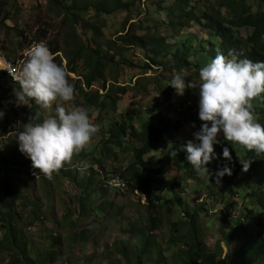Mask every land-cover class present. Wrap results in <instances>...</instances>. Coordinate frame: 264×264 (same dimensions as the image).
Listing matches in <instances>:
<instances>
[{
  "label": "trees",
  "instance_id": "trees-1",
  "mask_svg": "<svg viewBox=\"0 0 264 264\" xmlns=\"http://www.w3.org/2000/svg\"><path fill=\"white\" fill-rule=\"evenodd\" d=\"M160 1L150 0L147 12H143V10L137 11L138 17H145L144 22H137L132 25V29H135L137 34L123 36L119 42L111 41L104 45L100 42L101 31H103L100 27L110 28L109 20H106V18L120 14L134 15L136 7L138 4H142L143 0H130L129 2L125 0H93L92 2L73 0L71 5L66 1L62 3L61 0H49L52 8L64 12L67 16L63 24L68 25L71 22L72 27L76 30L74 38L71 36L68 40L70 48H74V51L76 50L70 55L66 54L69 61L68 79L71 81L70 74L82 78V76H79V65L83 62L86 63V66L92 68V73L85 77L86 81L75 88V93L79 91L84 96L85 100L81 106L86 109L95 108L102 111L105 108H110L112 112L119 113L120 118L123 115L120 121L110 125L109 137L104 142V152L106 155L115 158V160H118L119 156L127 151L132 153L134 162L124 173L129 183L127 191L132 194L136 192L142 193L147 203H149L148 235L143 236L136 249H133L131 239L117 241L115 243L116 260L112 264H148L155 252L158 251L160 253L158 264H166L164 261H160L162 260L161 255L163 252L160 251L156 242L157 236L155 234L159 229V211L156 209L159 202L158 195L166 191L177 193V188L182 186L177 180L168 178V167L171 164L185 171L187 179L195 182V185L205 183V179L194 170L190 163L186 164L185 168L183 167L184 163L182 164L181 157L184 156V160H187L186 152L177 155L180 157L181 163L178 158H172L168 161H162L163 165L161 167H153L146 159L153 148L162 142L163 139L164 144H170L173 148L179 149V144H184V142L178 141L173 134L179 132L186 122L190 123L191 119H194L195 122L198 119V103L194 101V98H197L195 93L197 89H186L182 95V100L176 104H169L165 111L161 112V107L153 106L149 110L153 113L151 120L145 121L139 128L133 124L132 117L126 116L117 107V103L122 102V97L126 92L125 88L117 87L120 84L119 76L122 72L120 66H136L137 63L134 61L139 60L138 55L141 52L143 58L141 61L144 62L145 66L143 69L146 72L142 75H147L149 72L157 73V75L144 82L140 80L137 89L144 88L147 91L146 84L154 81L156 83L154 91L162 95L163 89L168 90V93L177 94L176 90L169 86L171 79L169 76L172 77L174 71L183 70L186 80L198 82L200 68L214 58L217 52H222L225 56L229 52H234L239 59L246 58L253 62L264 61V0H177L176 3L171 5H168L167 2L160 3ZM211 6H213L212 10H210ZM256 7L257 9L254 10ZM0 11L1 13L3 12L2 9ZM94 14H96L95 18L99 22L102 21L101 26H99V22L90 21H87L90 25L85 27L80 24L79 16L91 20L90 15ZM152 14L158 16L159 19H153ZM10 19L11 13L7 11L3 15L2 22L6 31L14 30L5 25V22ZM128 19L126 26L130 23ZM147 24H150V26H147ZM158 27H164L165 29L170 27L173 33L177 35H173L171 39L175 44L164 36L159 38ZM126 30L125 27V33ZM248 31H250V34L247 37L242 36ZM93 32L96 33L93 40H84L81 35L82 33L87 36ZM141 32L146 34L140 36L139 33ZM199 34H202L203 37L200 38ZM16 37L20 40L18 47L23 51L28 46L27 35L17 31ZM47 37L48 31H45L39 34L35 42H46ZM46 44L50 51L55 54L54 56L61 54L62 50L60 47L53 48L55 46L52 43L47 42ZM248 48L249 51L247 52ZM3 50L7 52L6 47H3ZM8 57L13 59L10 54H8ZM128 57L133 58V60L129 61ZM56 62L58 63V61ZM60 65H62L61 62ZM153 66L157 70L152 69ZM2 74L6 76V73ZM109 76V81L116 89L117 99L110 101L107 95L100 96L99 92L95 93L96 96H91L90 90L95 83L100 84L102 92L108 93L106 86ZM8 82L11 84V88L19 89V85L16 83L11 80ZM100 97H105V99L101 101ZM252 103L256 119L264 125V98H255ZM173 106L175 107L174 109H172ZM22 111L29 116L28 124L33 122L35 115L28 109H23ZM155 111L159 113H155ZM12 115L17 116V113ZM174 115H176L175 124L169 119V117ZM8 118L6 116L0 118V127L3 128L4 135L8 128L7 125L10 124ZM103 118V115L100 116V121H106ZM181 118L184 119L180 120ZM42 120L40 118L38 122ZM179 127L181 128L179 129ZM170 137L172 139L168 140ZM217 146L221 148L220 151H216L218 158L213 159L207 165L209 171V174L206 173L207 178H209L207 197L212 202L221 201V205L227 201L226 209L233 208L234 210L239 207L242 210V214L245 215L244 221L236 216L231 218L225 216L222 218V221L226 223L227 232L224 233L221 240L224 241L226 247H230L231 243L235 242L238 247L237 251L233 257L227 254L222 260L224 252L220 245L213 249L207 247L205 243L207 228L213 224L210 221L203 227L202 223L204 221L200 223V216L203 213L206 216L210 214L207 203L203 202L193 209L187 207L185 219L182 220V223H172L174 227L172 231L175 236L172 237L170 246L172 249H176L174 260L176 258L178 264H264V241L262 240V242L257 238L264 236V172H262L264 171V154L256 155L254 152H248L238 144L231 145L226 141L223 145ZM223 146L229 147L232 153L231 162L223 158ZM115 150H119L120 154L115 153ZM26 159L24 163H20L18 160L15 161L13 166L18 168V166L24 164L34 171L30 159ZM240 159L252 161L247 172L242 170ZM8 161L5 159V165L0 168V172H7L4 178L7 179L2 180L1 188L8 209L7 216L3 219L0 218V232L4 233L3 238L0 239V247L5 252L14 250L16 253L8 264H30L33 261L29 259L31 257L29 256L30 253H28L24 237L19 228L13 223V216L17 212H15V207L18 197H16L17 194L8 177ZM94 161L96 164L103 165L101 159L95 158ZM225 166L231 169L232 174L224 175L217 183L216 173ZM99 172L92 166L88 169V177L83 178L82 188L86 190L84 193L85 197L82 199L83 203H91L90 198H93L94 195L102 197L109 191L104 181V186L100 190L96 189V192L87 195L93 189L91 188L92 185L97 180L103 179ZM60 173L63 178L73 179L74 177L71 171L67 172L60 169ZM61 174L58 175L56 173L58 178H60ZM30 176L35 179L34 174H30ZM108 176L109 174H106L104 177L108 178ZM238 178L240 179V185H235V180ZM192 181H189L188 184H192ZM110 192L114 191H109L108 193ZM116 193L122 192L118 191ZM233 197L239 198L240 203H234ZM161 202L162 200L159 203ZM166 203L170 204V200H167ZM35 206L34 212L37 216L38 213L42 212V209L39 205ZM88 206L92 207V204H88ZM97 213H99L98 210ZM251 221L254 222V226L258 231L257 234H260L259 236L249 231V227L253 226ZM248 223L249 225H247ZM182 231H186V233L182 234ZM89 233L85 229L81 230L79 237L89 236ZM245 235H248L247 238ZM54 240L58 246L63 243L60 237H56ZM50 256L51 260H54L56 254L52 252ZM117 259H122V262H117Z\"/></svg>",
  "mask_w": 264,
  "mask_h": 264
},
{
  "label": "rangeland",
  "instance_id": "rangeland-1",
  "mask_svg": "<svg viewBox=\"0 0 264 264\" xmlns=\"http://www.w3.org/2000/svg\"><path fill=\"white\" fill-rule=\"evenodd\" d=\"M67 2L72 4L73 0H61L62 3ZM87 2L93 0H85ZM129 2L130 0H125ZM167 2L168 5L174 4L177 0H161L160 3ZM150 0H143L142 4H138L135 9L134 15L124 14L113 17H107L109 20L110 28L101 26L102 21L99 22L96 14L90 15L91 20H87L82 16H79L80 24L90 25L89 22H99L101 31V43L105 45L107 42H119L121 37L130 34H137L135 29H132V25L137 22H144L145 17H138L137 11L143 10L147 12L149 8ZM200 8V7H199ZM0 57L12 55L16 61L20 60V64L23 65L25 58H20L22 54L28 50L32 44L36 43V38L39 34L48 31V37L45 43H52L53 48H61V54L55 56V61L62 63V66L68 73L69 61L66 54L74 53V48H70L69 39L72 36L74 38L76 30L72 27L70 22L68 25H64L63 21L67 19L64 12L55 10L52 8L49 0H0ZM202 9V8H201ZM7 11L11 13V19L5 22V25L13 28L12 31H6L3 26V15ZM129 18V19H128ZM152 18L159 19L158 16L152 14ZM127 19L130 21L127 24ZM150 26V24H147ZM83 27V26H81ZM126 27V33H125ZM158 37L164 36L168 39H172L173 30L168 27L159 28ZM25 33L28 38V46L22 50L19 49L18 43L20 40L16 37V32ZM145 32L139 33V35H145ZM248 33L243 34L246 36ZM84 40H93L96 33L93 32L87 36L83 35ZM177 36V35H176ZM175 36V37H176ZM199 37H203L199 34ZM172 41V40H171ZM174 44L175 42L172 41ZM27 45V44H26ZM3 47L7 48V52H4ZM140 52V51H139ZM55 55V54H54ZM139 60H135L137 63L134 67H127L126 65L120 66L121 75L119 76L120 84L117 87L125 88L126 92L122 97V102L117 103V107L120 111L124 112L127 116L133 118V124L136 127H141L142 123L147 120H151V113L149 110L153 106L161 107V112L165 111L169 104H176L182 100L181 95L168 93V90L162 91V95L154 91L156 83L150 81L147 85V91L144 88L137 89L139 81L142 82L150 80L157 73L149 72L147 75L144 71V62L141 52L138 55ZM129 58V57H128ZM133 58H129V61ZM5 61H8L5 57ZM22 67H20L21 69ZM152 69L157 70L156 67ZM5 68L0 65V109L4 113V117H9L10 124L7 125L6 134H3V128L0 127V168L5 163V159L9 160L8 165V177L12 182L13 189L18 197L16 200V207L13 216L14 225L19 228L20 232L26 242L28 253H30L29 259H32L33 263L30 264H112L116 260L117 251L115 249V243L123 239H131L133 249L138 247L144 235H148L149 231V203L142 193H130L128 191L122 193L110 192L105 193L102 197L93 196L90 198L91 203H83L82 199L85 189L82 188V180L84 177H88V169L92 166L96 171H100L102 178L106 174L113 175L111 173H125V170L134 162L131 152H125L120 155L118 160H115L112 156L106 155L104 142L109 137L110 125L120 121L119 113L112 112L110 108L97 110L95 108H88L89 115L92 122L98 126V132L95 134L91 142L82 150L76 154L71 162L66 163L61 169L65 171H71L74 175L73 179L63 178L60 170L56 172L61 174L60 178L54 173L51 177L44 174H40L38 169H30L28 165H20L18 168L13 166L15 161L24 163L27 160L26 156L19 151L18 143L16 141L18 134L23 131L24 126L28 124V115L24 113L23 109L30 110L35 116L38 113L40 118L46 119L53 114L51 110H44L34 102L29 105L17 106L16 98L14 95V89L11 88V84L8 82L9 76H5ZM92 73V68L86 66L83 62L79 65V76L70 74L71 83L74 88L78 87L80 83L86 81L85 77ZM171 79L172 77L169 76ZM167 77V78H169ZM9 80H6V79ZM169 78V79H170ZM106 86L108 93H104L100 90V84L95 83L94 87L90 90L91 96H96V92H99L100 96L107 95L110 101L117 99L116 89L109 81ZM170 79V80H171ZM5 80V82H3ZM81 80V81H80ZM168 80V79H167ZM165 82V80H164ZM167 83V82H166ZM196 90V89H194ZM87 92V91H86ZM198 97V90L195 91ZM101 101L105 97H100ZM84 96L81 92L77 91L74 96V100L70 103V106H81L84 102ZM113 103V102H112ZM175 107L173 106L172 109ZM13 113H17V116H13ZM155 113H159L155 111ZM104 116L106 121H100V116ZM124 115V116H125ZM176 115L169 117L170 121L175 124ZM190 117V116H189ZM198 119L194 122H186L182 129L179 127V132L173 134L178 141L184 142L179 144L178 148H173L170 144H164L163 140L156 145L151 154L146 159L151 163L153 167H161L162 161H168L172 158L179 159L177 155L184 153L183 146L189 140L194 139V133L199 130L201 121L197 113ZM181 118L180 120H183ZM154 121V120H153ZM38 122V121H37ZM17 129V130H13ZM172 139L171 137L168 139ZM237 147V145H235ZM219 146H215V151H220ZM175 151L177 155L171 156V152ZM115 153H119V150H115ZM102 155V158H101ZM101 159L103 165H99L94 161L95 158ZM183 157V158H182ZM181 157L183 167L189 164L187 160H184V156ZM31 161V160H30ZM180 161V163H181ZM32 163V161H31ZM172 164L168 167V178L170 180H177L182 186L177 188V193L166 191L163 194L157 196L159 202L157 203V211H159V229L156 232L157 244L160 251L162 260L166 264H178L174 255L176 249H172L170 243L174 233L172 229V223H182L185 219V210L187 207L192 209L201 203H207L209 210V216L204 213L200 216V223L205 227L210 221L213 224L207 228V234L205 236V243L210 249L216 248L220 245L224 254L222 260L228 254L233 257L237 251V244L231 243L230 247H226L224 241L221 239L224 233L227 231V226L222 218L227 216L229 218L236 216L240 217L242 221L245 220V215L242 214V210L239 207L227 208V201L221 205V201L212 202L208 199V183L209 178L207 174L201 175L205 179V183H198L187 179V174L180 168L174 167ZM264 172V171H262ZM7 172H0V218H5L8 214L7 204L2 193V180L6 177ZM30 174L35 175V179L31 178ZM7 179V178H6ZM4 179V180H6ZM192 181V184H188ZM100 182V183H98ZM104 180L99 179L92 185L91 191L87 195L96 192V189H101L104 185ZM235 185H240V179L235 180ZM170 200V204L166 201ZM234 203H240L239 198L233 197ZM88 204H92L89 207ZM35 205H39L42 212L35 215ZM97 210L99 213H97ZM224 212V213H223ZM253 226L249 227V231L252 234H257L258 231L255 228L254 222L251 221ZM249 225V223L247 224ZM89 231L90 235L79 237L81 230ZM186 231H182L185 234ZM4 233L0 232V239L3 238ZM258 236L260 234H257ZM248 235H245L247 238ZM60 237L62 239L61 245H56L54 238ZM260 241H264V236L257 237ZM262 241V242H263ZM264 245V242H263ZM9 249V247H7ZM54 252L56 254L55 259L51 260L50 254ZM154 254V253H153ZM152 254V255H153ZM16 255L14 250L5 252L0 247V264H8L12 261V258ZM160 259V253L155 252L152 260L148 264H158ZM55 261V262H52ZM117 262H122V259H117ZM164 264V263H163Z\"/></svg>",
  "mask_w": 264,
  "mask_h": 264
},
{
  "label": "clouds",
  "instance_id": "clouds-1",
  "mask_svg": "<svg viewBox=\"0 0 264 264\" xmlns=\"http://www.w3.org/2000/svg\"><path fill=\"white\" fill-rule=\"evenodd\" d=\"M24 54L23 67L17 77L19 84L16 83L20 86L14 89L17 106L34 102L53 114L37 122L40 121L37 113L33 122L24 126L16 141L19 151L32 161V167L51 177L85 149L98 132V126L92 122L85 107L70 106L75 96L74 85L44 41L32 44ZM6 76L9 75L6 73ZM9 79L15 83L11 77ZM169 86L181 96L186 89L198 90L199 100L194 98V101L198 103L202 123L193 134L194 139L182 148L198 174H209L207 165L218 158L215 146L223 145L225 141L238 144L256 155L264 154V125L256 119L252 103L255 98H264V61L239 59L234 52L227 56L217 52L200 68L198 82L186 80L185 73L180 70L173 72ZM3 115L0 112V118ZM176 155L175 151L171 152L172 157ZM222 156L232 161L229 147L223 146ZM240 163L242 170L247 172L252 161L240 159ZM226 174H232L227 166L216 173L217 183ZM117 175L126 179L124 173L104 177L106 188L114 192L127 191L128 187L124 191L108 188L107 181Z\"/></svg>",
  "mask_w": 264,
  "mask_h": 264
},
{
  "label": "built area",
  "instance_id": "built-area-1",
  "mask_svg": "<svg viewBox=\"0 0 264 264\" xmlns=\"http://www.w3.org/2000/svg\"><path fill=\"white\" fill-rule=\"evenodd\" d=\"M0 61H1L2 67L6 68V70L10 71L12 80L15 83L19 84L18 79H17L18 76H17V74H15V67L14 66H7L5 64V56H1ZM113 178H114V186H112V190L118 189V190L124 191L127 189L128 182L126 181L125 178H123L120 175L114 176Z\"/></svg>",
  "mask_w": 264,
  "mask_h": 264
},
{
  "label": "bare ground",
  "instance_id": "bare-ground-1",
  "mask_svg": "<svg viewBox=\"0 0 264 264\" xmlns=\"http://www.w3.org/2000/svg\"><path fill=\"white\" fill-rule=\"evenodd\" d=\"M6 57V56H5ZM20 58H25V54L23 55V56H21ZM8 59V58H7ZM20 60H18V61H10L9 59H8V61H5V64L7 65V66H14L15 67V74H17V76L19 75V71H20V67H23V65H21L20 63L21 62H19ZM0 65H1V61H0ZM10 77H11V73H10V71H8V70H6V68H5V70H4ZM107 186H108V188L110 189V190H112V186H114V178L112 177V178H110L108 181H107Z\"/></svg>",
  "mask_w": 264,
  "mask_h": 264
}]
</instances>
